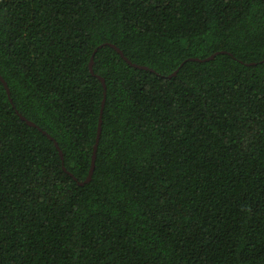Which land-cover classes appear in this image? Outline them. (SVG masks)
Segmentation results:
<instances>
[{"label": "trees", "instance_id": "16d2710c", "mask_svg": "<svg viewBox=\"0 0 264 264\" xmlns=\"http://www.w3.org/2000/svg\"><path fill=\"white\" fill-rule=\"evenodd\" d=\"M0 76V264H264V0H0Z\"/></svg>", "mask_w": 264, "mask_h": 264}, {"label": "water", "instance_id": "95a60500", "mask_svg": "<svg viewBox=\"0 0 264 264\" xmlns=\"http://www.w3.org/2000/svg\"><path fill=\"white\" fill-rule=\"evenodd\" d=\"M111 46L114 47V48L116 49V51H117V52H118V53H119L124 59H126L125 56H124V54L122 53V51H121L119 48L115 47L114 45H111ZM95 53H96V52H95ZM213 58H214V56H212L211 58H208L207 60H211V59H213ZM93 63H94V57H92V59H91V63H90V70H91L92 73H93ZM176 73H177V72H175V74H176ZM0 79H1V81L4 83V85H5V87H6V90H7L8 93H9V89H8V87H7V84L4 82V80L1 78V76H0ZM99 79H100V81L102 82L103 87H104V99H103V102H102L101 117H100V123H99V128H98L97 140H96V144H95V147H94V153H93V156H92L91 169H90V173H89L88 178L86 179V181H85L83 184L90 182L91 179H92L93 173H94L95 162H96V153H97V150H98V144H99V139H100L101 130H102V116H103V110H104V107H105V104H106V99H107V86H106L105 80H104L103 78H99ZM22 119H23L24 121H26V123H27L28 125H32V126L34 125L33 123L27 121L25 118L22 117ZM57 147H58V146H57ZM58 149H59V148H58ZM60 155L63 157V154H62L61 151H60Z\"/></svg>", "mask_w": 264, "mask_h": 264}]
</instances>
